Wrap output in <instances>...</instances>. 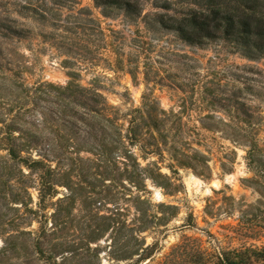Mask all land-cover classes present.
I'll return each mask as SVG.
<instances>
[{
  "label": "rangeland",
  "instance_id": "374dc122",
  "mask_svg": "<svg viewBox=\"0 0 264 264\" xmlns=\"http://www.w3.org/2000/svg\"><path fill=\"white\" fill-rule=\"evenodd\" d=\"M137 1L0 0V264L264 249V56L184 43L158 22L187 2Z\"/></svg>",
  "mask_w": 264,
  "mask_h": 264
},
{
  "label": "trees",
  "instance_id": "16d2710c",
  "mask_svg": "<svg viewBox=\"0 0 264 264\" xmlns=\"http://www.w3.org/2000/svg\"><path fill=\"white\" fill-rule=\"evenodd\" d=\"M189 4L182 17H160L159 24L184 43L201 46L216 39L232 44L250 59L264 56V0H180ZM98 7L138 16L137 0H95ZM93 111V110H90ZM214 264H264V249L222 252Z\"/></svg>",
  "mask_w": 264,
  "mask_h": 264
}]
</instances>
